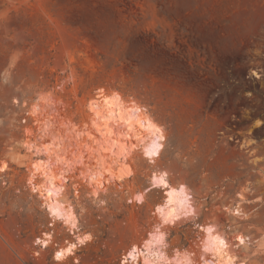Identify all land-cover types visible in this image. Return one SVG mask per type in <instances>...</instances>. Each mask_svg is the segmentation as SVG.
Wrapping results in <instances>:
<instances>
[{
    "label": "rangeland",
    "instance_id": "rangeland-1",
    "mask_svg": "<svg viewBox=\"0 0 264 264\" xmlns=\"http://www.w3.org/2000/svg\"><path fill=\"white\" fill-rule=\"evenodd\" d=\"M101 89L146 106L167 140L155 163L136 150L125 159L134 174L98 195L82 173L88 167L75 163L63 197L75 206L77 231L92 238L56 261L75 233L49 215L27 181L31 156L51 162L54 153H32L24 141L55 139L59 154L82 152L95 168L101 140L87 103ZM36 97L53 102L48 135L27 114ZM3 160L0 264H123L157 221L161 188L145 192L143 203L130 201L155 170L185 183L197 206V216L169 226L170 255L199 251V225L212 223L233 243L238 233L250 236L245 247L234 245L239 261L264 264V0H0ZM235 205L243 212L228 209ZM45 232L53 235L47 247L38 242Z\"/></svg>",
    "mask_w": 264,
    "mask_h": 264
},
{
    "label": "bare ground",
    "instance_id": "bare-ground-1",
    "mask_svg": "<svg viewBox=\"0 0 264 264\" xmlns=\"http://www.w3.org/2000/svg\"><path fill=\"white\" fill-rule=\"evenodd\" d=\"M253 73L259 76L256 70ZM46 100L43 97H36L27 110V114L36 125L35 129L41 133V136L51 133L55 126L51 120L54 117L48 113V108L53 102ZM87 104L91 111L90 123L97 127L101 140L96 141L99 146L93 147L94 151H92L94 153L96 150L98 154L95 168L89 167L90 164L85 161L86 157L82 152L73 159L59 154L58 148L61 146L55 142V139L44 145L37 137L34 140L24 141V145L32 153L36 154L44 149L54 153L51 162L42 157L31 156L27 181L32 191H36L43 199L49 215L55 221H62L75 233L74 240H68L55 251V260L61 262L75 255L78 248L92 238L90 233L77 231L80 229V219L75 212V206L63 197L66 181L76 169L75 163L80 162L88 167L82 170V173L92 184V193L98 195L100 190L108 188V184L122 181L133 173L132 167L130 168V164L126 163L125 159L133 156L136 150L140 149L150 163H155L161 156L160 144L167 140L164 127L155 121L148 108L134 99H127L117 90L110 92L101 89ZM27 130L31 131L32 128ZM13 157L21 162V155L13 153ZM62 163L65 167L61 166ZM0 164H7V168L9 167L5 160ZM0 170L5 169L0 168ZM153 188H161L164 192L162 201L154 208L157 221L140 244H133L125 252L121 260L123 264H248L246 260L239 261L241 257L234 245L245 247L251 237L238 233L235 236L236 243H233L226 232L212 223L199 225L203 232L199 251H176L170 255L167 252L168 228L170 225L178 224L183 218L190 219L198 215L195 196L185 183L174 184L170 179V172L155 170L150 175V185L144 191L133 194L130 201L143 203L146 200L145 192L148 193ZM228 209L233 213L243 212L238 205ZM52 238V233L45 232L38 238V242L47 247ZM263 245L264 241L260 243V246ZM200 252L208 255L203 256L202 261L198 260Z\"/></svg>",
    "mask_w": 264,
    "mask_h": 264
},
{
    "label": "snow or ice",
    "instance_id": "snow-or-ice-1",
    "mask_svg": "<svg viewBox=\"0 0 264 264\" xmlns=\"http://www.w3.org/2000/svg\"><path fill=\"white\" fill-rule=\"evenodd\" d=\"M0 168L6 169L7 168V164H0ZM241 241H242V238H241Z\"/></svg>",
    "mask_w": 264,
    "mask_h": 264
}]
</instances>
